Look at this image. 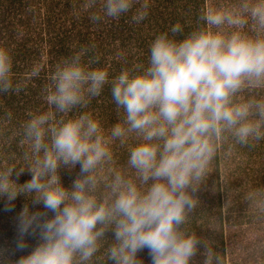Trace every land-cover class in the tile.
I'll list each match as a JSON object with an SVG mask.
<instances>
[{"label":"clouds","instance_id":"1","mask_svg":"<svg viewBox=\"0 0 264 264\" xmlns=\"http://www.w3.org/2000/svg\"><path fill=\"white\" fill-rule=\"evenodd\" d=\"M150 7L151 0L83 5L93 22L130 16L136 24ZM90 52L79 47L51 70L46 109L21 123L20 161L0 165L6 210L19 196L44 209L23 206L15 248H28V235L38 241L16 260L0 249V264H145L144 249L151 264H195L201 245L203 264H223L188 224L217 156L264 141V0L204 11L187 33L176 23L155 35L145 61L125 62L115 75ZM13 68L11 50L0 46V94L25 87ZM41 71L33 66L26 78ZM106 86L119 114L108 128L89 110ZM116 147L127 152L123 165ZM77 165L66 187L61 170ZM25 171L31 178L17 183L13 175ZM242 200L264 217V186L249 187Z\"/></svg>","mask_w":264,"mask_h":264},{"label":"trees","instance_id":"2","mask_svg":"<svg viewBox=\"0 0 264 264\" xmlns=\"http://www.w3.org/2000/svg\"><path fill=\"white\" fill-rule=\"evenodd\" d=\"M0 0V46L8 47L13 56L15 79L25 82L23 90L17 93L0 94V165L5 162H19L24 151L19 140L21 123L30 111L44 110V88L51 70L61 60L82 46L91 48L90 55L99 56V65L112 75L125 65L145 61L149 44L155 35L168 30L176 23L184 27L185 33L195 27L200 14L208 11V0H151L149 15L140 24L131 21L130 16L119 20L93 22L90 13L78 7L70 15L53 17L55 9L52 0ZM33 66L42 71L31 80L26 73ZM105 128L118 122L119 114L112 102L109 87L89 105ZM7 112L12 113L9 120ZM115 159L123 165L127 152L116 147ZM79 173V165L71 171L61 170V179L66 187ZM31 178L25 171L17 183L23 184ZM264 186V141L252 149L236 148L230 154L221 152L214 160L209 177L197 196L200 203L190 217L188 227L198 236L210 241L223 257V264H232L229 257L228 236L234 226L237 211L248 207L242 197L249 187ZM236 190H239L238 192ZM230 200V203L226 201ZM31 211H44L42 205H32L25 196L14 201V208L6 210V199L0 198V249H7L13 260L28 254L35 247L38 235L25 237L29 247L16 250L17 217L23 206ZM51 215V213H49ZM111 233L109 236L111 237ZM203 246L194 257L195 264H203ZM138 255L145 264H151L148 250Z\"/></svg>","mask_w":264,"mask_h":264},{"label":"rangeland","instance_id":"3","mask_svg":"<svg viewBox=\"0 0 264 264\" xmlns=\"http://www.w3.org/2000/svg\"><path fill=\"white\" fill-rule=\"evenodd\" d=\"M39 0L32 2L34 5ZM86 0H52L55 9L53 17L61 18L70 15L69 11L83 8ZM232 0H208V10H214L220 5H228ZM39 6V5H35ZM234 226L228 236L229 257L232 264H264V217L255 216L246 207L237 211V217L232 220Z\"/></svg>","mask_w":264,"mask_h":264}]
</instances>
